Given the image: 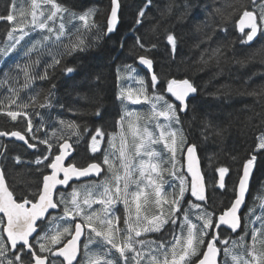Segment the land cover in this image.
Instances as JSON below:
<instances>
[{"label": "snow or ice", "instance_id": "6c2138e0", "mask_svg": "<svg viewBox=\"0 0 264 264\" xmlns=\"http://www.w3.org/2000/svg\"><path fill=\"white\" fill-rule=\"evenodd\" d=\"M6 11V15H0V21L11 22L13 27L7 33L9 44L0 49V55L8 57L31 32L41 35L25 51L28 61L16 63L4 72V79H0V86H3L9 81H18L22 74L23 85L9 87V103L3 105L0 101V111L8 109L6 115L13 121L25 119L26 130L0 131V136L15 137L33 149L37 143L46 145V154L37 157L35 164L38 171L42 166L50 172H41L42 180L35 190L17 191L9 185L4 169L0 168V264H57L58 261L59 264H116L108 258L113 250L119 253L122 264H129V257L132 264H264V216L249 221L250 209L242 224L239 214L249 191L253 169L258 158L264 159V132L256 137L252 153L237 169V183L232 188L234 200L219 208L209 205L204 195L196 145L187 142L180 118L195 98L197 86L188 78L160 79L155 72L146 80L136 75L132 65H124L126 75H121V69L117 68V81L134 80L139 86L119 87L116 99L123 108V114L116 121L119 132L107 134L101 124L95 127L94 134L87 126L82 133L81 125L75 121H59L78 139L84 134L90 135L93 153L100 151L101 140L108 137V149L101 162L78 166L72 161L73 145L68 139L56 129L50 136L40 139L36 135L40 128L34 129L28 111L30 108L51 107L55 85L48 90L43 102L39 99L40 92L30 96L25 103H17V98L21 90L31 88L35 81L48 80L49 69L60 66L65 57L89 50L92 45L79 33L98 28L94 20L96 9L88 8L77 13L58 0H30V11H26L17 9V0H9ZM216 11L220 13L221 10ZM121 13L122 0H110L105 35L117 30ZM234 15L235 11L223 17V21L233 22L238 27L243 34V43L252 42L258 33L264 35V3L259 5V12L244 8L238 21H233ZM65 16L69 18L67 25ZM144 16L145 9L141 8L136 23L139 24ZM73 21L80 26L70 32L68 26ZM166 41L175 52V35L169 32ZM136 46L145 52L150 50L139 37ZM154 47L156 45H151ZM33 52L38 53L35 60L30 59ZM45 53L51 57V63H46L43 71L38 72L37 66ZM208 53V49L201 53L199 63L208 67L215 62L219 66L224 55L223 47L218 45ZM138 60L147 70L153 68L152 59L141 55ZM12 71L17 75L12 76ZM63 71L71 74L75 68L65 67ZM96 79L99 81L100 77ZM226 88L230 86L222 85L218 92ZM168 94L174 97V101ZM261 94H264V88L260 93H250L254 96ZM142 102L150 105L149 113L130 110L131 105ZM11 105L17 110H10ZM105 112L103 105H98L89 114L103 121ZM161 117L163 123L159 120ZM205 126L211 127V124ZM216 133L220 134V130L217 129ZM29 134L36 143L29 142ZM157 145L162 146V151H157ZM185 155L186 173L182 171ZM217 171L219 188L226 189L225 177L230 169L222 166ZM165 174L169 179H165ZM93 175L104 179L79 186L70 184L74 178L77 181L91 179ZM191 197H195L196 202ZM93 205H99V208L93 209ZM119 205L123 206L122 216L118 214ZM121 222L123 227H120ZM257 222L259 226H255ZM228 229L233 234L242 229V234L235 239L225 237L223 233ZM155 233H160L161 237L143 238ZM82 236H86V240L81 244ZM93 245H100L104 251L94 252ZM81 255L82 259L79 258ZM24 256L29 259L25 260Z\"/></svg>", "mask_w": 264, "mask_h": 264}, {"label": "trees", "instance_id": "16d2710c", "mask_svg": "<svg viewBox=\"0 0 264 264\" xmlns=\"http://www.w3.org/2000/svg\"><path fill=\"white\" fill-rule=\"evenodd\" d=\"M58 2L77 13L88 8L96 9L94 20L98 28H93L91 32L79 33L92 45L87 52L65 57L60 66L49 69L48 80H37L31 88L20 91L17 103L28 102L29 97L37 92H40L39 99L43 102L48 90L55 85L51 107L28 109L32 115L34 129L40 128L36 135L44 139L45 135L50 136L52 130L56 129L65 139L75 143L76 151L72 161L78 166H85L92 161L101 162L102 158L91 151L90 135L84 134L78 139L72 135L71 130L60 125L59 121H75L81 125L82 133L84 126H87L94 134L95 127L101 124L107 134L116 132L119 126L116 121L123 114V108L116 99L119 87L139 86L136 82L130 84L128 80L117 81V68L121 69V75H126L123 72L124 65H132L136 73H145L147 79H150L138 65V57L144 55L152 59L154 72L158 78L164 80L188 78L197 86V94L190 101L189 108L180 114L181 127L187 142L195 144L198 150L206 177L207 203L218 208L222 204H229L235 198L232 188L237 183V169L252 153L257 142L256 137L264 132V94L250 95L253 91L260 93L264 88V35L258 33L252 43H243V34L233 22L224 23L223 17L235 11L233 21H238L244 8L259 12V5L264 3V0H255V4L253 0H150V3L149 0H122L121 22L116 31L106 35L104 33L110 12V0H58ZM8 3L9 0H0V15L7 14ZM25 3V10L30 11L29 0H25ZM141 8L145 9V16L137 24ZM217 9L221 10L220 13H217ZM68 19V16H65L66 25ZM79 26L78 22L73 21L68 30L71 32L73 28ZM12 27L11 22L0 21V49L8 46L7 33ZM169 32L177 39L175 52L166 41ZM40 35L39 32H31L8 57L0 55V79H4V72L13 68L16 63L23 64L28 61L29 57H25L24 53L29 44L39 39ZM138 37L145 48L150 49L149 51L145 52V49L136 46ZM209 37L210 39H207ZM64 42L67 43V40ZM197 44L199 47H195ZM151 45L156 47L151 48ZM218 45L224 49L219 66L215 62L208 67L199 63L201 53L208 49L210 54V50ZM208 54L205 55V59L208 58ZM37 55V52H33L30 59L35 60ZM46 63H51V57L45 53L41 56V64L37 66V71L42 72ZM65 67H73L75 71L71 74L65 73L63 71ZM217 73L221 74L216 75ZM11 75L16 76L17 72L12 71ZM97 76L100 77L99 81L96 79ZM23 83V76L20 74L18 81H9L0 86V101L3 105L9 103L8 98L11 96L9 87L17 88ZM222 85H229L230 88L218 92ZM98 105H103L106 109L103 121L96 120L89 114ZM7 110L0 111V131L24 132L26 120L20 118L17 121L11 120L6 115ZM10 110H17L16 106L11 105ZM130 110L147 114L150 106L144 103L138 106L131 105ZM206 123H210L211 127H206ZM217 129L220 130V134L216 133ZM30 135L29 142L36 143L30 139ZM0 153H3L4 171L14 170L12 177L16 178H13L14 183L20 189L21 185L24 188L30 187L35 180L37 183V179L31 175L29 177L28 170L40 175V179L41 172L46 174L49 171L44 170L42 166H39L41 170L38 171L35 164L37 157L46 154V145L37 143L36 148L29 149L25 144L0 136ZM222 166L230 169L226 189L218 187L217 169ZM165 179L169 177L165 175ZM93 181L97 182L88 180L76 185ZM262 206H264V159L258 158L242 224L250 209L252 214L247 217L249 221L257 216H264ZM96 208H99V205H93V209ZM120 215L122 216V213ZM121 225L123 226L122 222ZM255 226H259V223L257 222ZM240 234L242 229H238L235 234L230 230L223 233L225 237L230 236L232 239ZM156 237L159 239L161 234ZM92 250L101 253L104 251L100 245H93ZM108 258L113 259L116 264H122L120 256L115 253H111ZM129 264H132L130 257Z\"/></svg>", "mask_w": 264, "mask_h": 264}, {"label": "water", "instance_id": "95a60500", "mask_svg": "<svg viewBox=\"0 0 264 264\" xmlns=\"http://www.w3.org/2000/svg\"><path fill=\"white\" fill-rule=\"evenodd\" d=\"M139 64H140V62H139ZM140 66L144 69V70H146L149 74H151L152 72H154V68H152L151 70H147V68H146V66H143V65H141L140 64ZM9 138H11V139H15V140H17V141H20V140H18L17 138H15V137H10V136H8ZM20 142H23V141H20ZM69 142V141H68ZM70 143V142H69ZM71 144V143H70ZM74 153H75V150H74V148H73V154H72V156L74 155ZM196 156H197V159H198V161H199V169H200V172H201V174H202V176H203V179H204V195L206 194V179H205V176H204V174H203V170H202V166H201V160H200V158H199V155H198V152H197V150H196ZM185 158H186V155H185ZM187 160V159H186ZM0 168H2V165H1V156H0ZM255 169V168H254ZM254 169H253V175H252V177L250 178V181H249V191L246 193V196H245V203L243 204V205H241V209H240V215H241V213L243 212V210L245 209V206H246V203H247V199H248V196H249V194H250V189H251V183H252V180H253V176H254ZM227 176V175H226ZM91 178H97L96 176H94L93 175V177H91ZM226 178V177H225ZM87 179H89V178H80L78 181H82V180H87ZM77 180L74 178V180L73 181H70V184L72 183V182H76ZM6 235V234H5ZM83 238H84V236H82L81 237V243H82V240H83ZM80 258V257H79Z\"/></svg>", "mask_w": 264, "mask_h": 264}, {"label": "rangeland", "instance_id": "374dc122", "mask_svg": "<svg viewBox=\"0 0 264 264\" xmlns=\"http://www.w3.org/2000/svg\"><path fill=\"white\" fill-rule=\"evenodd\" d=\"M29 3H30V0H29ZM25 7H26L25 0H17V9H18V10H19L20 8L25 9ZM6 40H7V42H8V36H7ZM21 42H22V41H21ZM8 43H9V42H8ZM31 45H32V43H30L28 47H30ZM136 75H137L138 77H139V76H143V77H145L146 80H147V77H146L145 73H142V74H141V73H136ZM131 82L134 83L135 81H130V84H131ZM144 104H145V105H148L147 103H144ZM148 106H150V105H148ZM159 120H160L161 123L164 122V118H163V117L159 118ZM103 148H104V146L102 145V140H101L100 151H98V152H101V150H102ZM156 148H157V151H162V146L157 145ZM177 169H180V165H179V164L177 165ZM183 169H185V171H187V168H186L185 165L183 166ZM194 200H196L195 197H194ZM118 208L121 209V213H122V215H123V206L119 205ZM118 214L120 215V211H118ZM194 222H195V221H194ZM147 235H148V234H147ZM147 235L144 236L143 238H145V239H153V238H150V237L147 236Z\"/></svg>", "mask_w": 264, "mask_h": 264}, {"label": "flooded vegetation", "instance_id": "af4514ba", "mask_svg": "<svg viewBox=\"0 0 264 264\" xmlns=\"http://www.w3.org/2000/svg\"><path fill=\"white\" fill-rule=\"evenodd\" d=\"M12 172H14V170H9V171H7V172H6V177H7V179H8L9 185L15 187L17 191H25V190H27L28 188H31V189L35 190L36 185L39 184L40 181L42 180V178L40 179V175H37V174H36L34 171H32V170H28L29 174H30L34 179H37V178H38V179H37V183H36V180H35V183H34L33 185H31L30 187H28V188H27V187L24 188V186L21 185V189H20L19 186L15 185V183H14V182H15V179H13L14 177H12ZM23 258H24L25 260H28V259H29V257H27V256H24Z\"/></svg>", "mask_w": 264, "mask_h": 264}, {"label": "bare ground", "instance_id": "6f19581e", "mask_svg": "<svg viewBox=\"0 0 264 264\" xmlns=\"http://www.w3.org/2000/svg\"><path fill=\"white\" fill-rule=\"evenodd\" d=\"M2 140H3V139H2ZM69 140H70V139H69ZM74 144H75V143H74ZM2 148H3V147H2ZM4 154H5V153H4ZM5 158H6V157H5ZM22 159H23V158H22ZM24 159H25V158H24ZM24 159H23V160H24ZM23 160H22V161H23ZM4 161H5V160H4ZM6 162H7V161H6ZM33 162H34V161H33ZM3 163H4V162H3ZM25 164H26V163H25ZM29 169H30V168H29ZM40 169H41V168H40ZM27 170H28V169H27ZM32 171H33V170H32ZM36 171H37V170H36ZM43 171H44V170H43ZM29 177H30V174H29ZM14 178H15V177H14ZM17 178H18V177H17ZM15 179H16V178H15ZM37 179H38V178H37ZM17 180H18V179H17ZM246 208H247V207H246Z\"/></svg>", "mask_w": 264, "mask_h": 264}]
</instances>
